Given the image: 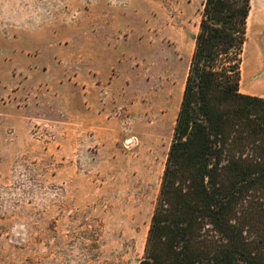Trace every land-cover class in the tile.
<instances>
[{"label":"rangeland","instance_id":"rangeland-1","mask_svg":"<svg viewBox=\"0 0 264 264\" xmlns=\"http://www.w3.org/2000/svg\"><path fill=\"white\" fill-rule=\"evenodd\" d=\"M202 3L0 0V264H139ZM112 57L97 121L67 78Z\"/></svg>","mask_w":264,"mask_h":264},{"label":"trees","instance_id":"trees-1","mask_svg":"<svg viewBox=\"0 0 264 264\" xmlns=\"http://www.w3.org/2000/svg\"><path fill=\"white\" fill-rule=\"evenodd\" d=\"M251 0H203L139 264H264V98L241 93Z\"/></svg>","mask_w":264,"mask_h":264},{"label":"crops","instance_id":"crops-1","mask_svg":"<svg viewBox=\"0 0 264 264\" xmlns=\"http://www.w3.org/2000/svg\"><path fill=\"white\" fill-rule=\"evenodd\" d=\"M259 28L260 30L264 29V24L260 25ZM254 39L258 40L257 47L252 51V60L255 58L254 61H256L253 64H251V61L247 67L245 65L244 70L242 59V70L244 71L241 70L240 90L242 88L243 90L239 91L243 94L264 98V46L261 45L264 37L258 34ZM90 57L99 58L93 49L90 52ZM114 65V57H112L110 64L102 70L97 68L92 61H89L79 69L72 71L71 77L67 78L69 84L81 92L84 105L82 113L86 116H92L97 121H101L105 117L104 111L111 105V88L115 85ZM102 94H106V96L102 98ZM102 99L106 101L104 110L101 109L102 105L100 104Z\"/></svg>","mask_w":264,"mask_h":264},{"label":"bare ground","instance_id":"bare-ground-1","mask_svg":"<svg viewBox=\"0 0 264 264\" xmlns=\"http://www.w3.org/2000/svg\"><path fill=\"white\" fill-rule=\"evenodd\" d=\"M252 8H253V6H251V10H252ZM251 10H250V12H249V16H248V20H247V21H248V30H249V27H250V24H251V22H250V21H251L250 18H251V14H252ZM248 30H247V31H248ZM263 46H264V45H263Z\"/></svg>","mask_w":264,"mask_h":264},{"label":"built area","instance_id":"built-area-1","mask_svg":"<svg viewBox=\"0 0 264 264\" xmlns=\"http://www.w3.org/2000/svg\"><path fill=\"white\" fill-rule=\"evenodd\" d=\"M131 141H132V138H130L128 141H126V144L130 143Z\"/></svg>","mask_w":264,"mask_h":264}]
</instances>
